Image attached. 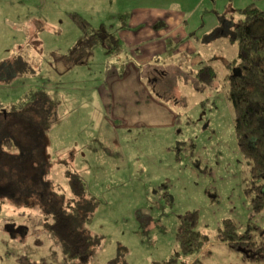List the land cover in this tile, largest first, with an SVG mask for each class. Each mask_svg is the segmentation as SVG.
I'll return each instance as SVG.
<instances>
[{
	"label": "rangeland",
	"instance_id": "374dc122",
	"mask_svg": "<svg viewBox=\"0 0 264 264\" xmlns=\"http://www.w3.org/2000/svg\"><path fill=\"white\" fill-rule=\"evenodd\" d=\"M252 2L264 9V0H0V102L51 94L47 177L67 191L65 170L82 175L98 201L85 227L100 238L88 258L70 257L45 230L44 209L1 196L0 264H158L182 251L176 234L192 210L210 237L203 264H264L217 238L225 219L264 229L245 193L250 164L228 93L231 29ZM73 12L122 50L99 45L82 63L61 62L82 36ZM19 52L33 75L13 76ZM203 64L216 70L211 83L195 74Z\"/></svg>",
	"mask_w": 264,
	"mask_h": 264
},
{
	"label": "trees",
	"instance_id": "16d2710c",
	"mask_svg": "<svg viewBox=\"0 0 264 264\" xmlns=\"http://www.w3.org/2000/svg\"><path fill=\"white\" fill-rule=\"evenodd\" d=\"M239 11L244 18L231 29V41L238 47V61L229 74L228 93L238 147L250 164L245 193L253 212L259 213L264 210V9L252 2ZM69 15L82 36L69 48L68 54L62 56L61 62L67 66L84 62L83 57L90 56L99 45L109 54L122 50L119 38L104 28H94L76 12ZM11 59L14 77L35 73L20 52ZM195 74L199 81L211 83L216 70L210 64H203ZM56 107V101L42 87L6 106L0 102V109L6 110V116L0 111V197L44 209L45 230L61 241L66 255L86 259L100 243V238L85 227L98 201L91 197L87 182L75 169L65 170L67 191L47 177L51 164L53 166L48 152V119L55 115ZM176 158H180L179 152ZM181 219L176 239L182 251H176L169 260L158 264H179L180 257L196 255L208 245L210 237L196 230L198 211H189ZM249 223L248 230L241 232L234 220L225 219L217 238L233 247L244 246L253 251V259L264 261V229L257 223ZM182 264L203 263L198 258Z\"/></svg>",
	"mask_w": 264,
	"mask_h": 264
},
{
	"label": "crops",
	"instance_id": "0c3cea01",
	"mask_svg": "<svg viewBox=\"0 0 264 264\" xmlns=\"http://www.w3.org/2000/svg\"><path fill=\"white\" fill-rule=\"evenodd\" d=\"M225 243H227V242H225ZM208 249H207V246H205L203 249H202V252H199V253H197L196 255H194L192 258H191V260L189 261L190 263H192L194 260H196V259H198V256L201 254V253H206V251H207Z\"/></svg>",
	"mask_w": 264,
	"mask_h": 264
},
{
	"label": "flooded vegetation",
	"instance_id": "af4514ba",
	"mask_svg": "<svg viewBox=\"0 0 264 264\" xmlns=\"http://www.w3.org/2000/svg\"><path fill=\"white\" fill-rule=\"evenodd\" d=\"M2 111H3L4 115L6 116V110H2Z\"/></svg>",
	"mask_w": 264,
	"mask_h": 264
}]
</instances>
